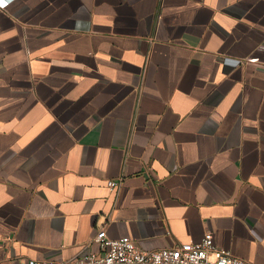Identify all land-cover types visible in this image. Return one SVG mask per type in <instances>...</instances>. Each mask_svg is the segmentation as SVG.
Listing matches in <instances>:
<instances>
[{"label": "crops", "instance_id": "1", "mask_svg": "<svg viewBox=\"0 0 264 264\" xmlns=\"http://www.w3.org/2000/svg\"><path fill=\"white\" fill-rule=\"evenodd\" d=\"M101 227L264 264V0H0V264Z\"/></svg>", "mask_w": 264, "mask_h": 264}, {"label": "built area", "instance_id": "2", "mask_svg": "<svg viewBox=\"0 0 264 264\" xmlns=\"http://www.w3.org/2000/svg\"><path fill=\"white\" fill-rule=\"evenodd\" d=\"M118 184V181L108 183L111 189ZM92 241L96 247L74 259L29 258L15 264H254L219 247L212 232H207L197 242L147 249L130 235L112 238L101 227Z\"/></svg>", "mask_w": 264, "mask_h": 264}]
</instances>
